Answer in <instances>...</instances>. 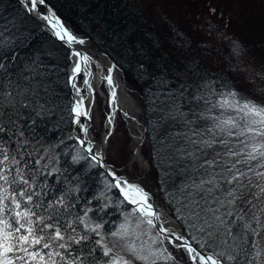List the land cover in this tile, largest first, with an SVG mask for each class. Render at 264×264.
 Wrapping results in <instances>:
<instances>
[{"label": "trees", "instance_id": "obj_1", "mask_svg": "<svg viewBox=\"0 0 264 264\" xmlns=\"http://www.w3.org/2000/svg\"><path fill=\"white\" fill-rule=\"evenodd\" d=\"M45 1L76 35L87 37L106 53L133 87L145 120L146 143L140 150L149 161L146 187L191 241L172 196L184 179L180 175L184 164L170 157L175 148L187 146L176 134L189 130L185 121H195L192 128L197 130L208 125L200 114L212 105L199 97L215 101L221 91L234 90L264 105V0H217L214 7L208 0ZM39 9L45 13L43 6ZM0 40L4 42L0 62L12 81L9 84L0 74V85H35L43 105L40 116L20 110L24 118L17 124L25 126L29 145L57 156L61 182L79 183L85 198L109 197L106 219L119 226L132 207L108 187L111 181L72 133L68 48L24 12L18 0H0ZM36 98L31 95L26 102L35 104ZM48 184L57 191L61 186L55 177ZM164 247L177 261L191 264L184 249L173 248L166 240Z\"/></svg>", "mask_w": 264, "mask_h": 264}, {"label": "snow or ice", "instance_id": "obj_2", "mask_svg": "<svg viewBox=\"0 0 264 264\" xmlns=\"http://www.w3.org/2000/svg\"><path fill=\"white\" fill-rule=\"evenodd\" d=\"M21 3L29 12H37V5H43L45 0H21ZM41 18L69 49L73 44L85 43L51 10L41 14ZM3 48L4 42L0 40V52ZM71 54L87 68L90 57L78 50ZM81 71L80 62H76L71 80L77 95L75 80ZM0 74L12 83L3 62ZM106 80L113 85L111 75ZM34 94L35 104L26 102ZM216 95L215 101L198 98L212 105L200 114L208 125L197 130L192 128L195 121H185L189 130L176 135L182 136L187 146L175 148V156L170 157L184 164L180 169L184 179L172 196L179 205L175 213L189 230L190 242L175 227H164L166 221H161V214L143 187L114 174V183L108 187L117 189L123 201L133 207L119 226L111 225L106 219L110 198L97 195L85 198L79 183L72 186L67 180L61 182L59 158L48 156L47 149L41 151L29 145L23 131L25 126L17 124V119L24 118L21 109H28L35 116L43 111L35 85L14 88L0 85V264H159L161 260L164 264H178L164 247L165 240L173 248L184 249L191 264H264V248L259 241L264 207L253 203L264 194V105L234 90ZM115 96L113 91V101ZM72 112L86 135L88 129L80 117L90 119V116L83 98L74 104ZM78 140L80 147H85L86 141ZM87 143L86 151L92 153L91 144ZM217 143L227 147L226 158L204 159L198 165L201 160L198 151L206 153ZM91 158L95 160L96 156ZM241 164L246 170H241ZM53 177L61 185L59 191L48 184ZM244 189H256L246 201L252 205L250 219L245 218L243 210H233Z\"/></svg>", "mask_w": 264, "mask_h": 264}, {"label": "rangeland", "instance_id": "obj_3", "mask_svg": "<svg viewBox=\"0 0 264 264\" xmlns=\"http://www.w3.org/2000/svg\"><path fill=\"white\" fill-rule=\"evenodd\" d=\"M208 1L210 2L211 6L214 7L215 2L217 0ZM84 41L85 44L88 45L87 51H90L89 56L91 60H99L98 55L95 54L98 52L94 48L95 44L87 40ZM104 57L106 59H109L105 55V53ZM103 62L106 63L104 60ZM115 71L119 77L122 87L127 93L126 95L129 97H127L128 103L124 106V110H121L117 113V117L115 120L116 122H114L113 130L107 138V143L105 145V162L109 164L114 171L120 170V173L117 172L118 174H127L131 178H136L140 180L146 187L148 175L147 173L149 171V161L147 156L144 155L143 152L140 150L141 144L146 143L145 120L142 104L141 101H139L135 91L132 90L133 87H131L130 84L126 83L123 80V75L121 71L117 68L115 69ZM102 85L101 89L103 91L105 89L104 82L102 83ZM105 90L103 91L104 96L101 95L99 92L95 93L96 104L91 117V133L93 134L95 141L99 143H102L103 136L107 129V120L109 114L111 113L110 99L105 97L107 96ZM84 122L85 121H83V123ZM72 133L73 135L74 133H77L73 130V127ZM126 135L129 137L127 141L125 138ZM227 150V147H220L219 143H217V146L215 148H208L206 150V153L199 152L198 155L202 156L203 160L211 159L222 161L226 158L224 154L227 152ZM216 153H220V155L217 156ZM239 167L241 168V170H246L245 166L242 164L239 165ZM226 174L231 175L230 173ZM243 183L247 184V180H244ZM254 191H256V189H244L241 193L242 198L237 201L236 208L233 210H243L244 214L251 212L248 210V208L252 207V205L247 204L246 201L251 199V193ZM253 203L257 204V207H264V194L261 195L259 201L253 200ZM261 225L262 227L259 234V241L261 247L264 248V213H261ZM178 264L187 263H185L184 260L178 259Z\"/></svg>", "mask_w": 264, "mask_h": 264}, {"label": "bare ground", "instance_id": "obj_4", "mask_svg": "<svg viewBox=\"0 0 264 264\" xmlns=\"http://www.w3.org/2000/svg\"><path fill=\"white\" fill-rule=\"evenodd\" d=\"M21 3V0H19ZM22 4V3H21ZM23 5V4H22ZM30 7V5H29ZM40 4L37 5V12H32L35 16H37L40 20H42L44 23L47 24V22L45 20H43L41 18V14H48V11L45 13H42L40 11ZM52 12V11H51ZM48 25V24H47ZM64 25V24H63ZM49 26V25H48ZM50 27V26H49ZM75 36L78 37V35H76L75 33H73ZM79 38V37H78ZM74 46V50H78L80 52H82L83 54L89 56V52L87 51L88 45L87 44H73ZM73 50L70 51V67L72 69V73H73V68L76 62H80L81 64V73L79 75H77V78L75 80L76 83V88L79 89V95H77L76 89H74L72 87L73 90V105L72 108L74 106V104L78 101L81 100V98H83V104L84 107L88 110L89 112V116L90 119H86L85 117H80V121L82 124H84L87 127V134L85 135L84 132L82 131L81 127L79 124H77L75 122V116L73 113V123H72V127L73 130L76 131L78 137L80 139H84L86 141V146H88L87 142H90L91 147H92V154H94L97 157H100V152H101V148L105 149V144L107 142V140L104 138V140L102 139V143H99L97 141H95L94 138H92V134H91V117L93 114V111L95 109V104H96V92H99L101 95L104 96V90L107 93V96H105L106 98L110 99V104H111V113L109 114L108 120H107V129L105 132V135L108 134V132L111 133V131L113 130V126H114V122H116V117H117V113L121 110H124V106L127 105L128 100H127V96L124 88L121 85V82L119 80V77L115 71V68H111L109 65L108 60L101 55L100 53H95L96 55H98L99 60H91L90 58V62L87 66V68L85 69L84 64L82 61H80V59L74 55H72ZM103 60L106 62L104 63ZM87 72L88 75H85L84 73ZM74 74V73H73ZM111 75L112 80H113V85H109L107 83L106 77ZM87 80L88 83L85 84L83 81ZM104 82L105 84V89L102 91L101 89V85ZM73 83V81H72ZM72 86V84H71ZM103 86V85H102ZM115 91L116 96H115V100L113 101L112 98V92ZM83 121H85L83 123ZM108 168L110 170V172L113 174H118L117 171H114L110 165L108 164ZM119 175V174H118ZM120 179L125 180L124 176H122ZM159 213L161 214V221H166V223H164V227H175L178 234L179 233V228L176 225V223L168 216V214H166L161 206L159 205L158 209Z\"/></svg>", "mask_w": 264, "mask_h": 264}, {"label": "water", "instance_id": "obj_5", "mask_svg": "<svg viewBox=\"0 0 264 264\" xmlns=\"http://www.w3.org/2000/svg\"><path fill=\"white\" fill-rule=\"evenodd\" d=\"M19 1V0H18ZM19 4H20V7L26 12V13H28L29 15H31L45 30H46V32L47 33H49L51 36H53L56 40H58V41H60L57 37H55L54 35H53V31L52 30H50V27L46 24V23H44L42 20H40L37 16H35L32 12H29L28 11V9L27 8H25V6L24 5H22L21 3H20V1H19ZM43 6H44V8H45V11L47 12H49V10H51L52 12H53V10L49 7V5L46 3V1H45V3L43 4ZM60 20V19H59ZM65 26V25H64ZM66 27V26H65ZM67 28V27H66ZM68 29V28H67ZM80 39H83L82 37H80ZM84 40V39H83ZM62 44H63V42L62 41H60ZM66 46V45H65ZM67 47V46H66ZM68 48V47H67ZM94 48L95 49H97V47L94 45ZM69 49V48H68ZM71 50H74V46H72V49H69V51H71ZM99 51V50H98ZM99 52H101V51H99ZM101 54H103L104 55V53L103 52H101ZM115 65H114V63L111 61V67H114ZM72 75H73V73H72V69H71V67H70V65H69V67H68V85H69V89H70V96H71V110H70V113H71V115L73 116V112H72V105H73V90H72V86H71V84H72V80H71V77H72ZM113 128V127H112ZM92 134V133H91ZM110 135V132H108V134L107 135H105L104 134V136H103V140H104V138L107 140V138H108V136ZM74 136H75V139L77 140V142L79 143V140H78V135L76 134V133H74ZM92 138H94V136H93V134H92ZM95 139V138H94ZM107 143V142H106ZM106 145V144H105ZM80 146V145H79ZM82 148V150L86 153V155L88 156V157H92V155H94V154H92V153H88L87 151H86V148H87V146L85 145V147H81ZM92 159V158H91ZM93 160V159H92ZM101 169H102V171L104 172V174L108 177V179L112 182V183H114V180H113V175H112V173L110 172V170H109V168H108V164L105 162V149L104 148H101V152H100V157H97L96 156V159L95 160H93ZM98 161H99V163H98ZM114 175H115V177H118V178H121L122 176H124V179L125 180H128L129 182H132V183H135V184H137V185H139V186H141V187H143V189L145 190V191H147L149 194H150V202L151 203H153V205H154V208L155 209H158V207H159V204L156 202V199H155V197H154V195L152 194V192H150L144 185H143V183L140 181V180H138V179H136V178H131V177H129L127 174H120V175H118V174H115V173H113ZM117 190V189H116ZM118 191V190H117ZM119 192V191H118ZM119 194L121 195V197L123 198V196H122V194L119 192ZM130 206H132V205H130ZM133 207V206H132ZM162 208V210L166 213V211H165V209L163 208V207H161ZM167 214V213H166ZM175 223H176V225L178 226V228H179V233L180 234H182V235H184L185 237H187L186 235H185V232H184V230H183V228H182V226H181V224L175 219V218H173L172 216H170V215H168ZM171 239H174V237H170ZM188 238V237H187ZM189 239V238H188ZM178 243H180L179 241H177ZM191 242V241H190ZM193 246L194 247H196L194 244H193Z\"/></svg>", "mask_w": 264, "mask_h": 264}]
</instances>
